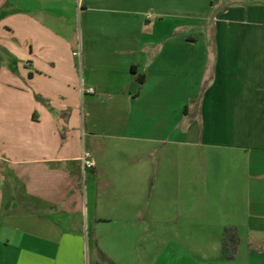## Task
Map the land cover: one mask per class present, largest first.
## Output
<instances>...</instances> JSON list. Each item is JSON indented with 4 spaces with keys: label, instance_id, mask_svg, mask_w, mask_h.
I'll list each match as a JSON object with an SVG mask.
<instances>
[{
    "label": "crops",
    "instance_id": "0c3cea01",
    "mask_svg": "<svg viewBox=\"0 0 264 264\" xmlns=\"http://www.w3.org/2000/svg\"><path fill=\"white\" fill-rule=\"evenodd\" d=\"M0 264H264V0H0Z\"/></svg>",
    "mask_w": 264,
    "mask_h": 264
},
{
    "label": "trees",
    "instance_id": "16d2710c",
    "mask_svg": "<svg viewBox=\"0 0 264 264\" xmlns=\"http://www.w3.org/2000/svg\"><path fill=\"white\" fill-rule=\"evenodd\" d=\"M134 74L135 72L132 71ZM145 77L142 74L135 75V83L138 89L143 85ZM240 245V234L236 227H226L223 229L221 237V249L226 260L234 259Z\"/></svg>",
    "mask_w": 264,
    "mask_h": 264
},
{
    "label": "built area",
    "instance_id": "2783aa9c",
    "mask_svg": "<svg viewBox=\"0 0 264 264\" xmlns=\"http://www.w3.org/2000/svg\"><path fill=\"white\" fill-rule=\"evenodd\" d=\"M86 93L93 94L94 91L92 89H88L86 90ZM79 162H80L83 174L87 170H91L95 167V162H94L91 152L86 150L85 148L81 152V155L79 157Z\"/></svg>",
    "mask_w": 264,
    "mask_h": 264
},
{
    "label": "rangeland",
    "instance_id": "374dc122",
    "mask_svg": "<svg viewBox=\"0 0 264 264\" xmlns=\"http://www.w3.org/2000/svg\"><path fill=\"white\" fill-rule=\"evenodd\" d=\"M90 174H91L90 171L87 170L86 172H84V175L82 177L83 184L85 185L86 190H88V187L90 186V181H89ZM94 181H95V189H96V191L107 190V188H106L107 184H106V181L103 178H99V179L94 180Z\"/></svg>",
    "mask_w": 264,
    "mask_h": 264
}]
</instances>
